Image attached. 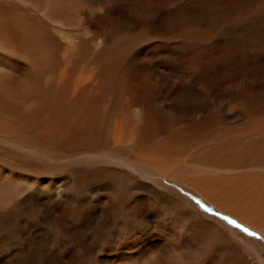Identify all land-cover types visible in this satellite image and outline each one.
I'll return each mask as SVG.
<instances>
[{
  "label": "bare ground",
  "instance_id": "1",
  "mask_svg": "<svg viewBox=\"0 0 264 264\" xmlns=\"http://www.w3.org/2000/svg\"><path fill=\"white\" fill-rule=\"evenodd\" d=\"M138 15L0 0V264H44L56 230L72 264H264V55L150 56Z\"/></svg>",
  "mask_w": 264,
  "mask_h": 264
},
{
  "label": "rangeland",
  "instance_id": "2",
  "mask_svg": "<svg viewBox=\"0 0 264 264\" xmlns=\"http://www.w3.org/2000/svg\"><path fill=\"white\" fill-rule=\"evenodd\" d=\"M134 1L139 13L138 27L134 35L138 39V50H142L145 54L149 53L148 55L157 57L165 53L191 52L193 54L205 53L207 56H213L221 52L223 55L237 54L242 59L247 53L251 54L252 58L256 54L264 55V15L258 14L257 4H250L247 0ZM102 13H105L104 10ZM102 25L106 28L112 26L107 20L103 21ZM122 36H125V34L122 33ZM259 38L261 39L258 40ZM156 57L153 60H156ZM153 60L138 67V75H140L141 82H143L146 73L148 74L149 71H152L151 69L158 66L161 61V59ZM142 75L144 76L142 77ZM256 82H259V80L256 79ZM136 178L140 182H149L147 177L143 178L137 175ZM165 186L167 185L165 184ZM158 191L163 192L164 195L169 193L168 189L163 187H160ZM177 197L184 199L178 194ZM184 200L189 203L188 199ZM227 223L233 226L236 231H241L242 233H248L249 231L246 227L233 222V220L228 219ZM129 224L128 222L124 226H118L116 233L120 240L123 238L122 234L130 230L127 227ZM139 228L141 230L139 226L132 230L134 232ZM121 229L124 232H121ZM78 234L81 235L80 232ZM84 235L86 236V234ZM51 237L54 238L49 239V245L42 253L44 264L48 262V258L51 256H59L61 260L56 258L59 264H72L73 262L69 263L67 260H69L70 253L74 247L66 244L65 237L61 231L56 230L55 233L51 234ZM254 238L256 241L259 239L257 236H254ZM104 247V243L99 242L96 247V253L99 255ZM89 259H83L85 264H89L88 261L93 264V260Z\"/></svg>",
  "mask_w": 264,
  "mask_h": 264
},
{
  "label": "snow or ice",
  "instance_id": "3",
  "mask_svg": "<svg viewBox=\"0 0 264 264\" xmlns=\"http://www.w3.org/2000/svg\"><path fill=\"white\" fill-rule=\"evenodd\" d=\"M245 231H247V229H245Z\"/></svg>",
  "mask_w": 264,
  "mask_h": 264
}]
</instances>
